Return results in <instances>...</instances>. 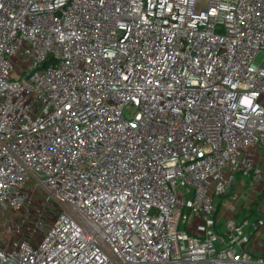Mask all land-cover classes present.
<instances>
[{
  "label": "built area",
  "instance_id": "1",
  "mask_svg": "<svg viewBox=\"0 0 264 264\" xmlns=\"http://www.w3.org/2000/svg\"><path fill=\"white\" fill-rule=\"evenodd\" d=\"M260 53L264 0H0V264H264L215 213L264 184Z\"/></svg>",
  "mask_w": 264,
  "mask_h": 264
},
{
  "label": "crops",
  "instance_id": "2",
  "mask_svg": "<svg viewBox=\"0 0 264 264\" xmlns=\"http://www.w3.org/2000/svg\"><path fill=\"white\" fill-rule=\"evenodd\" d=\"M254 152V159L257 166L264 168V147L252 148ZM33 179H29L27 187L33 188ZM216 211L217 220L219 222V231H223L224 223L228 218L234 217L242 219L243 214L249 215V210L256 209V218L264 216V184L254 178L252 175H243L239 173L236 182L226 192L216 198ZM250 217V221L255 220ZM202 224L201 219L197 216L193 218L191 228L200 227ZM251 251L256 256H264V225L261 226L254 234Z\"/></svg>",
  "mask_w": 264,
  "mask_h": 264
},
{
  "label": "rangeland",
  "instance_id": "3",
  "mask_svg": "<svg viewBox=\"0 0 264 264\" xmlns=\"http://www.w3.org/2000/svg\"><path fill=\"white\" fill-rule=\"evenodd\" d=\"M263 55V53H260L258 55V61L262 59ZM32 182L33 188L35 189L29 190V193H27L25 204L22 207V212H20L21 216L17 215L16 217H21L23 220H25V232L30 233L35 230L34 234L40 236L41 238L42 232L51 224V222L55 218L57 210H55L56 213L54 215L55 211L53 209H50L48 205L44 203L43 199H46L47 197L45 189H43L41 184L36 180H33ZM44 213L47 214L45 218L43 217ZM8 221H12V219H7V222Z\"/></svg>",
  "mask_w": 264,
  "mask_h": 264
},
{
  "label": "trees",
  "instance_id": "4",
  "mask_svg": "<svg viewBox=\"0 0 264 264\" xmlns=\"http://www.w3.org/2000/svg\"><path fill=\"white\" fill-rule=\"evenodd\" d=\"M254 212H256V209H251V210H249V215L248 216H245V213L243 214V218L242 219H240L239 218V220L240 221H243L244 219H247V218H251V219H254V218H256L258 215H255V213Z\"/></svg>",
  "mask_w": 264,
  "mask_h": 264
}]
</instances>
